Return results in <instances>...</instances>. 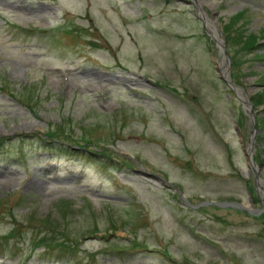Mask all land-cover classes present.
Returning a JSON list of instances; mask_svg holds the SVG:
<instances>
[{"label": "rangeland", "instance_id": "obj_1", "mask_svg": "<svg viewBox=\"0 0 264 264\" xmlns=\"http://www.w3.org/2000/svg\"><path fill=\"white\" fill-rule=\"evenodd\" d=\"M195 1L0 0V264H264V0Z\"/></svg>", "mask_w": 264, "mask_h": 264}, {"label": "trees", "instance_id": "obj_2", "mask_svg": "<svg viewBox=\"0 0 264 264\" xmlns=\"http://www.w3.org/2000/svg\"><path fill=\"white\" fill-rule=\"evenodd\" d=\"M63 137H62L63 140H68L70 142H78L77 140L72 141V140H70V138L68 139L66 137V135H64ZM40 139H41V141H40L41 142V146L43 148L50 149V150H54V151H59V152H61L63 154L66 153V154H72V155L79 156V155H85L87 153V154H90V155H93V156H96V157H104V155H102L100 153H94L93 150H90L87 146H85V143L84 144L67 145V146L64 145L63 143L60 142L61 139L57 135V132H55V131H48L47 133L42 134L40 136ZM3 141H2V138H0V145L3 143ZM17 227L18 226H15L12 229L11 232L12 233L13 232H16V228ZM27 229H30V228L28 227ZM36 232H38V231H36ZM51 232H52L51 230L48 231V232L47 231H42V233H43L42 236L40 238H38L39 239V242L38 243H35V244L36 245H42L44 247L46 246L50 250H56L55 249L56 247L54 246V237L51 235L52 234ZM50 239L52 240V242H51ZM57 245L60 246L59 243H57ZM57 251H60L61 252V249H59ZM160 253H163L164 254V256H162L164 258H161V259L167 258V255L163 251L160 252Z\"/></svg>", "mask_w": 264, "mask_h": 264}, {"label": "water", "instance_id": "obj_3", "mask_svg": "<svg viewBox=\"0 0 264 264\" xmlns=\"http://www.w3.org/2000/svg\"><path fill=\"white\" fill-rule=\"evenodd\" d=\"M193 6L197 7L199 6L198 2L195 0H192ZM211 33L213 34L214 38L217 40V34L214 33L213 31H211ZM218 43H220V41L217 40ZM222 47V46H221ZM220 47V49H221ZM223 62H225V64L219 63L218 67H214V70L216 71L218 78L224 82L232 91H235V87L232 86V84L228 81L227 79V60L225 55L223 56ZM244 102L248 105V111L250 114V117L253 121V115H252V110H251V106L248 103V100L244 99ZM253 132H254V125H253V129L251 130V134H250V138H249V144H248V148L247 151L244 152V156H245V160L247 162V168H252L253 169V176H254V182L257 188H260L261 190L264 189V181L262 179H260L257 175V167L255 165V163L252 161L251 159V150H252V136H253ZM263 196V195H262ZM264 197V196H263ZM262 197V198H263ZM207 203H213L215 205H219V206H225V205H231V206H235L234 204H231L229 202H211V201H207ZM261 210H264V204H263V208Z\"/></svg>", "mask_w": 264, "mask_h": 264}, {"label": "bare ground", "instance_id": "obj_4", "mask_svg": "<svg viewBox=\"0 0 264 264\" xmlns=\"http://www.w3.org/2000/svg\"><path fill=\"white\" fill-rule=\"evenodd\" d=\"M200 4H201V3H200ZM208 25H209L211 31H213L214 33H217V32H216V27H215L216 23H215L214 21H209V22H208ZM218 36H219V35H218ZM218 36H217V37H218ZM219 38H220V37H219ZM221 43H222V42H221ZM223 43H224V42H223ZM219 52H220V51H219ZM225 53H226V52H225ZM225 53H224V54H225ZM243 98L247 100V97H246L245 95L243 96ZM253 139H254V138H253ZM253 155H254V154H253ZM259 175H260V173H259ZM259 177H260V176H259ZM261 191H262V195L264 196V189L261 190ZM263 196H261V197H263ZM263 201H264V197H263ZM242 210H243V209H242ZM244 211H245V213L248 214V212H246V210H244ZM244 211H243V212H244Z\"/></svg>", "mask_w": 264, "mask_h": 264}]
</instances>
